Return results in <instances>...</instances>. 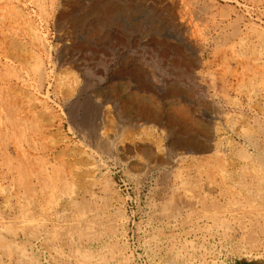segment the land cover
I'll return each mask as SVG.
<instances>
[{
  "label": "rangeland",
  "instance_id": "obj_1",
  "mask_svg": "<svg viewBox=\"0 0 264 264\" xmlns=\"http://www.w3.org/2000/svg\"><path fill=\"white\" fill-rule=\"evenodd\" d=\"M238 263L264 264V0H0V264Z\"/></svg>",
  "mask_w": 264,
  "mask_h": 264
},
{
  "label": "water",
  "instance_id": "obj_2",
  "mask_svg": "<svg viewBox=\"0 0 264 264\" xmlns=\"http://www.w3.org/2000/svg\"><path fill=\"white\" fill-rule=\"evenodd\" d=\"M210 149H207V151H209Z\"/></svg>",
  "mask_w": 264,
  "mask_h": 264
},
{
  "label": "bare ground",
  "instance_id": "obj_3",
  "mask_svg": "<svg viewBox=\"0 0 264 264\" xmlns=\"http://www.w3.org/2000/svg\"><path fill=\"white\" fill-rule=\"evenodd\" d=\"M43 75V74H42ZM136 122V121H135ZM92 168V167H91Z\"/></svg>",
  "mask_w": 264,
  "mask_h": 264
},
{
  "label": "crops",
  "instance_id": "obj_4",
  "mask_svg": "<svg viewBox=\"0 0 264 264\" xmlns=\"http://www.w3.org/2000/svg\"><path fill=\"white\" fill-rule=\"evenodd\" d=\"M238 264H241V263H238Z\"/></svg>",
  "mask_w": 264,
  "mask_h": 264
}]
</instances>
